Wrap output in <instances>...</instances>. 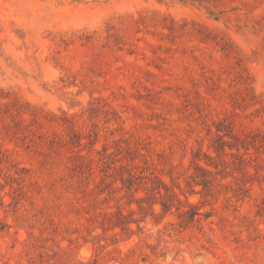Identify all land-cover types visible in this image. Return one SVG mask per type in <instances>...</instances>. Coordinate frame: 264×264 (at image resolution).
Segmentation results:
<instances>
[{
  "label": "rangeland",
  "instance_id": "obj_1",
  "mask_svg": "<svg viewBox=\"0 0 264 264\" xmlns=\"http://www.w3.org/2000/svg\"><path fill=\"white\" fill-rule=\"evenodd\" d=\"M263 140L264 0H0V264H264Z\"/></svg>",
  "mask_w": 264,
  "mask_h": 264
},
{
  "label": "trees",
  "instance_id": "obj_2",
  "mask_svg": "<svg viewBox=\"0 0 264 264\" xmlns=\"http://www.w3.org/2000/svg\"><path fill=\"white\" fill-rule=\"evenodd\" d=\"M4 104H5V103H4ZM5 106L7 107V109H6V113L12 115V111H15V110H13L8 104H5ZM34 116H36L35 118H38V113H35ZM12 123H13V125L11 126V123L7 121L6 126H7V128H10V130H11L13 133H14L15 131L12 130V128H14V129H16V130H18V131H21L23 137H24V138H27L26 143L31 144V145L37 143L36 140H35V138H34V132H31V133L29 132V131L31 130V128H28V126H29L30 124H26V123H24V120L22 121L21 119H15V120L13 119ZM28 132H29V133H28ZM240 140H241V142H246L247 144H251V142H254V141H250V140H248V136L242 137V138H240ZM263 141H264V140H263ZM260 143H261V144L258 145V146H262V145L264 146V142H260ZM255 145H256V143H255ZM226 155H227V153L224 152V153H223V162H224V163L226 162V159H225ZM245 160H246V158H242V161H245ZM74 166H76L77 168H80V167H82V164H81V163H77V164H75ZM202 183H203V185H206V184H205L206 182H202ZM163 185H164V184H163ZM164 186H165V185H164ZM167 196H169V197H173L174 195H173L172 193H169V192L167 191ZM163 205H164V203H163Z\"/></svg>",
  "mask_w": 264,
  "mask_h": 264
}]
</instances>
